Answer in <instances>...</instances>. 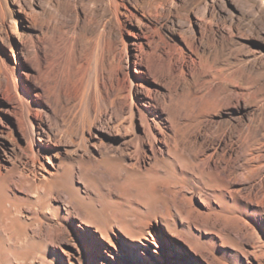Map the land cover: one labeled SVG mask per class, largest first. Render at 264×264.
<instances>
[{
  "label": "rangeland",
  "instance_id": "obj_1",
  "mask_svg": "<svg viewBox=\"0 0 264 264\" xmlns=\"http://www.w3.org/2000/svg\"><path fill=\"white\" fill-rule=\"evenodd\" d=\"M15 1L33 20L0 25V237L29 235L9 263L165 264L119 211L170 264H264V0Z\"/></svg>",
  "mask_w": 264,
  "mask_h": 264
},
{
  "label": "bare ground",
  "instance_id": "obj_2",
  "mask_svg": "<svg viewBox=\"0 0 264 264\" xmlns=\"http://www.w3.org/2000/svg\"><path fill=\"white\" fill-rule=\"evenodd\" d=\"M20 14H23V15H25L26 17H27V19H26V21L29 23V25H26L25 26V28L26 29H32V25H31V21L33 20V16L31 15V12H30V10H28V9H26V8H24V7H22V6H20V5H18L17 3H16V1L15 0H1L0 1V25L1 24H3V23H5V21H6V19L8 18V17H10V18H12L14 15L15 16H19ZM197 15H200V13H197ZM13 28H16L17 29V27H18V24L16 23V21L14 20V19H12V25H11ZM17 38L19 39L18 41H20L21 43H24V40H25V35H24V33L22 34V35H19V34H17ZM135 38H136V41L133 43V45H141L143 42H144V35H143V33L142 32H140V33H138L136 36H135ZM19 42V43H20ZM21 51V50H20ZM141 53V52H140ZM107 145V144H106ZM105 145V146H106ZM251 147V146H250ZM117 149V148H116ZM137 153V152H136ZM251 153V152H250ZM107 155H109V154H107ZM122 155V154H121ZM249 155H251V154H249ZM34 156V155H33ZM253 156V155H252ZM256 156V155H255ZM257 157H258V155H257ZM38 158V157H37ZM47 158V157H46ZM252 158V157H251ZM172 159V158H171ZM75 161V160H74ZM81 163V162H80ZM126 164V163H125ZM78 165H80V164H78ZM97 165V164H96ZM127 165V164H126ZM125 166V165H124ZM81 167V166H80ZM2 168V167H1ZM130 168V167H129ZM198 168V167H197ZM58 171V170H57ZM60 172V171H59ZM89 172V171H88ZM141 172V171H140ZM55 173V172H54ZM182 173V172H181ZM181 173H180V175H181ZM199 173V172H198ZM202 173V172H201ZM208 173V172H207ZM25 174V173H24ZM34 174V173H33ZM89 174V173H88ZM185 174V173H184ZM130 175H132V173L130 174ZM176 175V174H175ZM133 176V175H132ZM24 178H25V176H23ZM27 178H28V176H26ZM33 177H35L34 175H33ZM42 177L43 178H45L46 176L45 175H42ZM130 177V176H129ZM128 177V178H129ZM188 177V176H187ZM24 178H22V179H24ZM120 178V177H119ZM119 178H117V179H119ZM58 178L57 177H55L54 176V179H49V177L47 178V185L49 186L50 184L51 185H54V184H58L59 182H58V180H57ZM211 179V178H210ZM7 179H6V175H3V173H1L0 172V221H1V223L3 224V222L5 221V219L6 218H9L10 219V213L8 212V210H6L5 209V206H4V203L6 202V199H5V196L3 195V193H2V186H3V183L6 181ZM17 180V179H16ZM28 180V179H27ZM60 180V179H59ZM20 181V180H19ZM34 181V180H33ZM32 181V182H33ZM22 182V181H21ZM25 182H27L26 180H25ZM210 182V181H209ZM63 183V182H62ZM138 183V182H137ZM17 184V183H16ZM8 185V184H7ZM9 186V185H8ZM36 187V186H35ZM61 187L63 188V191L65 192V195H66V199H67V201H68V203L70 204H73L74 202H75V199H76V196H75V192H74V190L70 187V185L68 184V183H66V184H64V185H61ZM184 187V186H183ZM23 188V187H22ZM122 188V187H121ZM125 188V187H124ZM164 188V187H163ZM123 189V188H122ZM186 189V188H185ZM188 189V188H187ZM152 190V189H151ZM159 190V189H158ZM170 190V189H169ZM172 190V189H171ZM123 191V190H122ZM126 191V190H125ZM129 191H130V189H129ZM37 192V191H36ZM52 192V191H51ZM90 192V191H89ZM128 192V191H127ZM132 192V191H131ZM58 193V192H57ZM93 193V192H92ZM129 193V192H128ZM127 193V194H128ZM172 193V192H171ZM125 194V193H124ZM123 194V195H124ZM134 194V193H133ZM133 194H131L132 195V197H133ZM45 195H47V194H45ZM64 195V196H65ZM130 195V196H131ZM173 195V194H172ZM130 196H128L129 198H130ZM21 198V197H20ZM52 198V197H51ZM126 198V197H125ZM128 198V199H129ZM142 198V197H141ZM38 199V198H37ZM98 200V199H97ZM127 200V199H126ZM10 201V200H9ZM127 203V202H126ZM137 204V203H136ZM67 205V204H66ZM123 205V204H122ZM36 206V205H35ZM73 206V205H72ZM120 206V205H119ZM154 207H155V205H154ZM74 208V207H73ZM76 208V207H75ZM141 208V207H140ZM70 209V208H69ZM39 210V209H38ZM137 210V209H136ZM29 211V210H28ZM46 211V210H45ZM44 211V212H45ZM48 211V210H47ZM94 211V210H93ZM31 212V211H30ZM39 212V211H38ZM22 213V212H21ZM49 213V212H48ZM51 213V212H50ZM94 213H96V212H94ZM107 213H109L110 214V212H107ZM122 214V215H120V214ZM133 213L134 214H136L137 215V211H133ZM188 213V212H187ZM30 214V213H29ZM98 214L100 215V216H105L104 218H106V210H105V208H103L102 210H100L99 212H98ZM20 215H22V214H20ZM34 215H35V213H34ZM188 215V214H187ZM23 216V215H22ZM39 217V216H38ZM37 217V218H38ZM58 217V216H57ZM113 218L111 219V220H107L106 222V224L108 225V226H110V227H112V224H117L118 225V228H119V230H120V232L123 234V235H125L126 237H128L129 239H130V241H131V243L129 244V246H131V247H138L139 246V244H141L142 243V245H143V249L145 250V249H150L149 248V244L148 243H153V245H155L159 250H160V252H161V256H162V258L164 259V261H165V264H170V259H169V257H168V255H167V253H166V249H165V247L163 246V245H160V244H156V243H154V238L152 237V235H150V232H148V234H147V236L145 235L144 236V233L143 232H139V235L140 236H135L134 235V233H133V231H132V227H134V224H135V222H134V224H132L129 220H128V218H127V216L126 215H124L123 213H121V212H116L115 213V215L114 216H112ZM28 218H29V216H28ZM83 218H85V217H83ZM42 219V218H41ZM44 219V218H43ZM88 218H86V220H87ZM8 220V219H7ZM12 220H13V218H12ZM82 220V219H81ZM11 222V221H10ZM89 222V221H88ZM90 222H91V220H90ZM94 222V221H93ZM111 222V223H110ZM0 223V224H1ZM37 223H38V221H37ZM40 224V223H39ZM135 225H137V224H135ZM1 226V225H0ZM4 226V225H3ZM89 226V225H88ZM97 226V229H98V231H99V233H101V235H105V236H107V234H108V232H109V230L108 229H106V228H104V227H102V226H99V225H96ZM144 226V225H143ZM5 227H6V224H5ZM91 227V226H90ZM166 227L168 228L169 226H167L166 225ZM2 228V227H1ZM12 228V227H11ZM6 229V228H5ZM96 229V228H95ZM3 230V229H2ZM35 230V229H34ZM53 230V229H52ZM111 230H112V228H111ZM36 231H37V229H36ZM40 231V230H39ZM2 232V231H1ZM11 232V231H10ZM54 232V231H53ZM3 233V232H2ZM3 234H5V233H3ZM8 234H10V233H8ZM48 234H49V231H48ZM29 235V234H28ZM28 235H25V234H20V235H16V236H12L11 234L9 235V237L8 238H5V237H0V264H10L9 263V256L10 255H15V253H18V248H16L14 245H16V244H18V243H22V242H24L25 240H26V236H28ZM34 236V235H33ZM109 236V235H108ZM54 237V236H53ZM28 239H30V238H28ZM32 239V238H31ZM52 239V238H51ZM148 241V243L147 244H145L143 241ZM7 241H12V243H13V246H11V245H9L8 243H7ZM191 242V241H190ZM11 243V242H10ZM187 243H188V240H187ZM23 244V243H22ZM188 245V244H187ZM189 246V245H188ZM189 247H191V246H189ZM155 248V247H154ZM132 250V249H131ZM153 252H157V251H155L154 249H151ZM148 251V250H147ZM21 253V252H20ZM18 255H20V254H18ZM36 255V254H35ZM175 256L177 257H175V263L177 264L178 263V258L180 259V257L181 258H183V254H175ZM34 257V256H33ZM184 259H186L187 261H188V257H185ZM24 262V261H23ZM30 262V261H29ZM151 262V261H150ZM155 263V262H154ZM185 264V262H183L182 261V264ZM30 264H32V263H30ZM152 264H153V261H152Z\"/></svg>",
  "mask_w": 264,
  "mask_h": 264
}]
</instances>
